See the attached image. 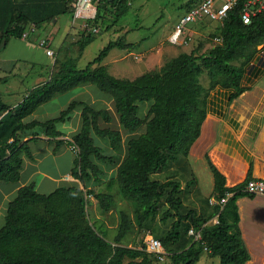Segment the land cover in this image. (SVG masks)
I'll return each instance as SVG.
<instances>
[{
	"label": "trees",
	"instance_id": "obj_1",
	"mask_svg": "<svg viewBox=\"0 0 264 264\" xmlns=\"http://www.w3.org/2000/svg\"><path fill=\"white\" fill-rule=\"evenodd\" d=\"M245 1L239 0L218 24L213 37L220 38L218 43L212 39L211 46L200 51L204 39H198L192 50L179 52L160 67L132 79L114 77L102 65L110 50L124 51L132 46L125 35L108 41L92 61L83 68L77 67L78 56L94 39V34L85 29L75 42L77 56L55 60L46 82L30 89L14 106L0 99V181L19 180L21 155L32 157L28 143L37 138L34 134L26 140L23 137L41 128L44 136L54 142V152L64 142L76 148L71 176L82 184V189L59 187L47 195L36 192L32 183L20 187L8 204L0 228V264H123L124 259L128 260L126 264H195L203 251L210 258H217V264H245L249 260L236 204L237 198L250 196L243 191L245 183L252 179L249 175L243 183L225 187L224 176L206 157L213 176L211 196L217 200L207 215L193 209L184 212L183 187L175 179L176 173L165 181L152 178L168 167L177 166L190 172L185 186L196 185L187 156L200 135L207 114V97L213 90L227 91L230 103L240 95L246 89L241 85L246 66L258 46L264 45V9L245 24L241 18ZM73 2L0 0V50L11 38L20 39L26 25L37 29L59 16L72 17ZM130 5V0H98L95 17L86 22L87 27H100L104 14L111 13L113 23L104 25L106 32L111 31ZM210 23L213 22L203 20L191 24V28L207 27ZM189 37L191 41V31ZM202 75L206 76V84L200 82ZM84 84L94 85L112 100L121 131L126 135L124 140L120 130L99 125L100 120L111 122L107 109H96L83 101L70 102L54 118L27 120L54 97ZM145 104L147 113L142 117L140 110ZM76 107H80V128L63 141L57 124L69 119ZM142 125L144 131L137 134ZM92 135L105 141L111 153L106 154L95 144ZM109 169H113L111 178L119 194L131 203L136 223L153 217L163 199L167 209L162 219L173 217V220L168 230L154 238L168 253L165 262L153 259L144 245L131 248L119 244L131 226L125 213H120L113 244L88 219L84 195L93 196L104 212L114 204L111 194L93 191ZM221 198H225L223 204L218 203ZM214 217L216 222L207 224ZM192 229L200 235L196 240L188 236Z\"/></svg>",
	"mask_w": 264,
	"mask_h": 264
},
{
	"label": "crops",
	"instance_id": "obj_2",
	"mask_svg": "<svg viewBox=\"0 0 264 264\" xmlns=\"http://www.w3.org/2000/svg\"><path fill=\"white\" fill-rule=\"evenodd\" d=\"M80 28L81 24L79 22H73L72 19L66 21L59 16L52 22L42 25L38 34H34V41L32 43H23L25 39L22 37L20 39L11 38L8 44L0 50L1 53L12 40H17L20 41V44H25L26 46L30 44L32 46L30 48L34 51L38 50L41 55L40 59L34 60L35 58H32L30 62V68L35 71H33L35 84L25 89V94L33 87L48 80L54 61L66 57L68 51L67 44L70 43L71 39H75L76 36L78 38L81 35L78 33ZM122 29L120 28L119 30L126 33V30ZM189 30L197 40H203L205 34L209 31V27L195 25L192 28L190 27ZM41 38H47L49 40L50 48L54 52L53 57L45 55L44 49L38 45V41ZM56 39L61 44L58 48H53V43ZM197 43L198 41H193L192 47L197 45ZM130 44H132V47H136L135 41ZM174 47L177 48V46ZM174 49L172 48L173 52ZM181 49L183 48H178L177 50L179 51ZM204 50L206 49L202 51ZM62 51L64 52L63 54H61ZM122 52L126 51L124 50ZM82 53L78 56V60L81 58ZM126 54H129V52L116 57L111 62V72L115 74L114 77L132 79L120 76L114 72L117 69L120 70L121 67L123 68L121 61ZM21 62L25 63V61L16 59V56L8 58L7 61L0 59V72L6 74V76H0V79L4 80L0 82V85L6 82H10L11 84L13 69L18 64H21ZM102 65L106 66L108 70V64L103 63ZM241 85L246 89L230 103L227 102V91L213 90L209 93L207 97V114L201 125L200 135L192 144L187 156L188 164L193 173L194 161L200 162V165L203 167L209 182V188L206 192H209L210 195L213 191L214 184L212 172L208 166L206 157L224 176L225 187H234L243 183L248 175L252 179H264V45L258 46L254 58L246 66ZM92 86L94 85L84 84L54 97L52 100L58 105L45 103L29 116L27 120L35 119L45 121L54 118L70 102L83 101L96 109L103 108L109 111L112 120L108 124L100 120L99 125L101 127L111 128V124L115 120L118 126L117 129L121 131L112 100L107 94L99 91L94 86L98 92L95 91ZM10 90L12 89L0 90V99L2 100L4 97L3 94H5L8 98L13 97V99H18L16 102H19L25 96V94L20 96V99L19 94L17 95L18 91ZM16 102L7 105L14 106L18 103ZM53 108H56L57 112L55 110L51 111ZM66 122L68 125L64 128L68 129V131H60L62 135L59 137L63 141L69 140L80 128V107L73 109L69 119L61 123ZM32 134L37 137L36 140L28 143L32 157L28 158L23 154L21 155L22 166L19 180L16 182L0 181V228L4 224V217L9 202L16 196L17 190L24 185L32 183L36 192L45 195L50 194L59 187H77L82 189V184L79 180L71 176V169L73 168L76 156L70 145L64 142L54 152V142L51 141V138L44 136L41 128H36L28 132L24 135L23 139L30 138ZM97 145L106 154L111 153V148L105 141L100 139ZM102 168L105 169L104 166ZM199 184L198 179L196 180V186L198 187ZM200 192L203 193L202 191ZM236 204L238 207L241 236L249 253V260L245 264H264V198L262 196L246 195L237 198Z\"/></svg>",
	"mask_w": 264,
	"mask_h": 264
},
{
	"label": "rangeland",
	"instance_id": "obj_3",
	"mask_svg": "<svg viewBox=\"0 0 264 264\" xmlns=\"http://www.w3.org/2000/svg\"><path fill=\"white\" fill-rule=\"evenodd\" d=\"M197 1L198 0H130L131 5L127 14L122 17L116 25H114L111 31L109 30L110 32L105 31L104 25L113 23L114 17L111 13H105L103 24L100 27L96 26V28L99 29V32L95 34L93 41L85 47L81 58L77 62V67L83 68L98 55L99 51L107 44L108 41L115 40V38L122 35H125L126 42L132 43L135 41L136 43V47L131 46L129 51L128 49L125 50L127 53L129 52V54H126L124 59L121 61V66H123L124 69L121 67L120 70L117 69L114 71L116 74L123 77L133 78L145 71L154 70L163 64L164 60L176 55L177 52L192 50L193 41H197L194 36L188 45H180L177 46V48L174 47L175 45L172 46L170 43H168L166 38L169 36L168 34L172 30L178 18L185 13L190 5L197 3ZM70 16L71 15L66 14L62 15L61 18L66 21H70L72 19ZM74 22H79L81 24V28L78 33L82 34L84 31L82 24L85 22L79 20H75ZM218 24L219 23L217 22H213L208 25L209 31L205 34L204 43H202L200 51L203 49H208L211 46L212 39L215 36L219 26ZM187 26L188 28L191 27V25ZM31 28V25L25 26L23 33L29 32V34L25 40H23V43H32L34 41V36L38 34L39 30L41 29V27L37 28L36 31L32 33ZM120 28H123L122 30H126V33L119 30ZM78 38L76 36L75 39H71L70 43L67 44L68 51L66 56L77 55L78 48L75 42L78 40ZM60 44L61 43H59L56 39L53 43V48H58ZM30 47H32L30 44H27L26 46L25 44H20V41L12 40L7 48L0 53V59L3 61H7L8 58L12 56H16V59H19L20 61H25V63L21 62V64H18L16 68L13 69L11 84L10 82H6L0 85L2 86L0 88L2 91L7 89L18 91L17 95L19 94L20 99V96L25 94V89L30 88L35 84V77L33 76L34 69L30 68V62L32 61V58H35L34 60L41 58L38 50L34 51ZM172 48H175L174 52L172 51ZM178 48L183 49L178 51ZM158 49H160V51H158ZM126 52H122L119 49H112L103 60L102 64H108V71L113 76H115V74L111 72V62H113L116 57ZM63 53L64 52L62 51L61 54ZM0 76L3 77L6 76V74L0 72ZM200 82L206 84L205 75L200 77ZM92 87L98 92L94 86ZM3 96L4 97L2 100L6 104H13L12 102H16V100H18L13 99V97L8 98V96L5 94H3ZM47 103L49 105L57 104L54 100H51ZM147 108V104L142 106L140 110L142 117H145ZM54 110L57 112L56 108L51 109V111ZM67 125V122L58 124L57 129L62 132H67L68 129L64 128ZM111 126L112 129H117L118 126L115 120H113ZM143 131L144 125L140 126L136 133L139 134ZM125 137L126 135L122 132L123 140ZM92 138L95 144H99V138L94 135H92ZM193 166L194 173L191 170L190 171L193 173L192 175H194L196 180L199 179L200 184L198 187L195 185V183L185 186V182L191 177L189 175L190 172L188 173L187 170L182 171L177 166H172V168L168 167L162 170L159 174L155 176L152 175V178L165 181L167 178H170L171 175L176 173L177 176L175 179L179 180L181 186L183 187L181 197L185 207L184 212L187 209H193L200 215H207L211 211V205L207 200L211 195L209 192H206L209 188V182L206 178L203 167L200 165V162L194 161ZM105 175L106 176L102 178L101 183L93 188V191L106 192L112 195L114 204L107 212L101 210L93 196L84 195L86 199L85 208L87 217L92 225L102 234L105 240L113 244V239L117 233L119 216L121 212L128 215L129 219L131 220L129 231L119 243L120 245L126 247L140 248L144 244L146 234L150 233L153 237H155L156 235L161 234L170 228L173 217H168L165 221L162 219L163 212L167 209L163 199L158 202L155 215L143 220L141 224H138L133 219V208L131 203L119 194L117 186L111 178L113 175V170H107ZM211 222L212 219L207 224H211ZM196 234L197 233L193 229L192 233H189L188 231V236H190L193 240H196ZM127 261V259H124L123 264H126ZM217 263V258H210L206 252L203 251V254L199 257V260L195 264Z\"/></svg>",
	"mask_w": 264,
	"mask_h": 264
},
{
	"label": "built area",
	"instance_id": "obj_4",
	"mask_svg": "<svg viewBox=\"0 0 264 264\" xmlns=\"http://www.w3.org/2000/svg\"><path fill=\"white\" fill-rule=\"evenodd\" d=\"M97 1L98 0H74L72 3V21H84L85 23L82 24L83 30L88 29V31L94 35L97 34L99 30L95 27L88 28L86 22L95 17ZM238 2L239 0H200L198 4L178 18L171 33L167 37V42L175 46L186 45L190 41V30L187 25L199 23L203 20L221 24L228 11L234 8ZM263 9L264 0H246L241 15L243 23H250L251 17ZM35 31L36 29L32 27L31 32L34 33ZM28 34L29 32L23 33L21 37L25 39ZM213 41L218 43L220 38L215 37ZM38 45L44 49L45 55L50 57L54 56V52L50 48V42L47 38L39 39ZM70 147L76 156V148L73 145H70ZM243 191L249 195L262 196L264 198V179L248 180L245 183ZM208 202L210 205H214L217 203V200L210 196ZM224 202L225 198H221L218 203L223 204ZM215 222L216 218L214 217L212 223ZM189 233H192V230H189ZM199 237L200 235L197 233L195 239ZM143 245L144 250L151 255L153 259H156L160 263L166 261L168 253L165 252L162 243L150 233L146 234Z\"/></svg>",
	"mask_w": 264,
	"mask_h": 264
}]
</instances>
